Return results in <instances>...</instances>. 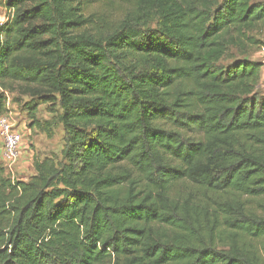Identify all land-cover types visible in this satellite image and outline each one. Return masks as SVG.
<instances>
[{
    "label": "trees",
    "instance_id": "obj_1",
    "mask_svg": "<svg viewBox=\"0 0 264 264\" xmlns=\"http://www.w3.org/2000/svg\"><path fill=\"white\" fill-rule=\"evenodd\" d=\"M0 4V115L19 89L64 132L28 179L0 159V264H264V63L222 62L264 0Z\"/></svg>",
    "mask_w": 264,
    "mask_h": 264
},
{
    "label": "rangeland",
    "instance_id": "obj_2",
    "mask_svg": "<svg viewBox=\"0 0 264 264\" xmlns=\"http://www.w3.org/2000/svg\"><path fill=\"white\" fill-rule=\"evenodd\" d=\"M93 10L99 8V6L93 5ZM9 11L4 5L0 4V24L5 23L8 19ZM251 35L259 40V44L256 46H250L248 53L242 54L236 47H231L228 57L223 59V63H229L234 57H248L254 60H259L264 63V26L258 30L251 32ZM230 56H233L232 58ZM261 78V84L264 83V68ZM7 96V108L9 113L14 119L18 129L24 132V142L21 149V158L17 164H15V175L17 179H28L34 173V158L39 156L40 158L46 156L61 157V151L64 145V132L60 126L55 129L53 137H48L45 133L30 127L31 119L26 111L22 110L21 104H17L15 100L27 101L30 99L28 95L23 94L19 89L14 93L6 92ZM37 117L41 120L50 119L52 114L50 113L47 105H41L38 109ZM1 146V142H0Z\"/></svg>",
    "mask_w": 264,
    "mask_h": 264
},
{
    "label": "built area",
    "instance_id": "obj_3",
    "mask_svg": "<svg viewBox=\"0 0 264 264\" xmlns=\"http://www.w3.org/2000/svg\"><path fill=\"white\" fill-rule=\"evenodd\" d=\"M15 122V119L9 113L0 115V159L12 179H17L15 164L21 158L25 132V130L20 131Z\"/></svg>",
    "mask_w": 264,
    "mask_h": 264
},
{
    "label": "crops",
    "instance_id": "obj_4",
    "mask_svg": "<svg viewBox=\"0 0 264 264\" xmlns=\"http://www.w3.org/2000/svg\"><path fill=\"white\" fill-rule=\"evenodd\" d=\"M264 68V67H263ZM15 170H16V168H15Z\"/></svg>",
    "mask_w": 264,
    "mask_h": 264
}]
</instances>
